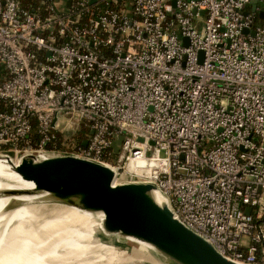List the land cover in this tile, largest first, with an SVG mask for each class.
I'll return each mask as SVG.
<instances>
[{"label":"built area","instance_id":"obj_1","mask_svg":"<svg viewBox=\"0 0 264 264\" xmlns=\"http://www.w3.org/2000/svg\"><path fill=\"white\" fill-rule=\"evenodd\" d=\"M171 1L0 0V155L154 183L221 255L264 264V0Z\"/></svg>","mask_w":264,"mask_h":264},{"label":"water","instance_id":"obj_2","mask_svg":"<svg viewBox=\"0 0 264 264\" xmlns=\"http://www.w3.org/2000/svg\"><path fill=\"white\" fill-rule=\"evenodd\" d=\"M171 2L175 4V0ZM256 4L257 0H252V9ZM260 14L264 16L263 12ZM122 138L117 135L111 142L115 154ZM82 144L86 145V141ZM0 159L33 183L32 189L3 193L44 192L48 196L44 201L46 207L62 204L93 215L100 213L102 217L97 216L105 232L144 240L171 264H239L221 255L208 241L180 223L166 201L157 203L150 193L158 189L154 183H115V171L110 165L69 154L42 159H36L34 154L23 155L16 165L9 155L2 154ZM19 203L13 199L10 207Z\"/></svg>","mask_w":264,"mask_h":264},{"label":"bare ground","instance_id":"obj_3","mask_svg":"<svg viewBox=\"0 0 264 264\" xmlns=\"http://www.w3.org/2000/svg\"><path fill=\"white\" fill-rule=\"evenodd\" d=\"M22 156H14L15 165ZM35 156L36 159L47 157L43 153ZM32 187L31 181L23 179L13 166L0 159V264H33V261L35 264H112L121 260L114 247L101 240H113V234L105 232L90 212L62 204L46 207L44 201L48 196L44 192L3 193ZM150 193L157 203H165L158 189ZM13 199L20 203L10 207ZM96 215L102 217L100 213ZM125 238L134 253L146 252L155 257L157 251L152 244L135 237Z\"/></svg>","mask_w":264,"mask_h":264},{"label":"rangeland","instance_id":"obj_4","mask_svg":"<svg viewBox=\"0 0 264 264\" xmlns=\"http://www.w3.org/2000/svg\"><path fill=\"white\" fill-rule=\"evenodd\" d=\"M78 134V133H77ZM76 137H74L75 139ZM84 139L85 138V132H82L81 134H79V139ZM116 161V159H115ZM122 165V162H121ZM120 173H122V169L120 170ZM93 219L96 222H100L99 216L97 215H93ZM113 238V240H108L106 239H101L103 242L111 245L114 247V253L118 254L117 258L120 257L121 260H116L115 262L113 261L112 264H167L165 262V258L163 256H161L158 252H156L155 257L153 256V258L148 255V253L146 252H141L143 255L146 256V258H144L140 252L138 253H134L132 246L129 245L127 239L125 237H123L120 234H113L111 236ZM245 240V239H243ZM147 254V255H146ZM144 258V259H143ZM157 260H155V259ZM161 261L159 262L158 261ZM36 261H33V264H35Z\"/></svg>","mask_w":264,"mask_h":264},{"label":"trees","instance_id":"obj_5","mask_svg":"<svg viewBox=\"0 0 264 264\" xmlns=\"http://www.w3.org/2000/svg\"><path fill=\"white\" fill-rule=\"evenodd\" d=\"M35 2H37V0H33V2L31 3V5H35ZM259 3V2H258ZM82 132H86V130H84V128L82 127V128H80L79 129V131H78V134L75 136L76 138V141H77V143L78 144H81L82 143V141H83V139L81 138V139H79V134H81Z\"/></svg>","mask_w":264,"mask_h":264}]
</instances>
